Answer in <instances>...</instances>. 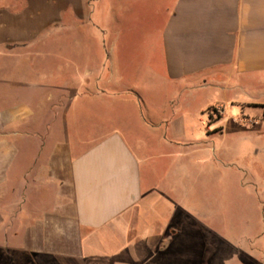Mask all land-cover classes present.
<instances>
[{
	"label": "crops",
	"instance_id": "crops-1",
	"mask_svg": "<svg viewBox=\"0 0 264 264\" xmlns=\"http://www.w3.org/2000/svg\"><path fill=\"white\" fill-rule=\"evenodd\" d=\"M159 2L0 0V163L14 179L3 178L0 187L21 194L2 210L10 218L11 208L33 209L36 242L52 208L40 199L52 191L47 196L30 188L25 205V180L57 185L65 176L76 224L86 230L74 252L49 251V264H176L186 243L196 252L202 242L210 264L237 258L264 264V0ZM139 12H162L163 23L132 59L117 47L122 18ZM153 83L159 90H150ZM214 86L232 93L230 105L240 103L242 111L259 116L235 119L242 127L230 151L247 145L252 154L242 164L219 155L206 139L177 136L202 123L200 107L191 103ZM121 103L129 107V128L117 113ZM105 123L113 126L96 136L79 132L98 125L104 130ZM13 136L18 147H33L22 164H12L18 157L9 152ZM75 143L82 148L74 153ZM154 144L188 148L194 190L206 202L182 206L187 221L177 200L186 176L181 148H173L172 165L163 172L167 184L159 191L156 157L148 150ZM61 146L65 158L57 155ZM169 156H157L163 167ZM18 226L17 234L4 236L26 251L27 223Z\"/></svg>",
	"mask_w": 264,
	"mask_h": 264
},
{
	"label": "rangeland",
	"instance_id": "rangeland-1",
	"mask_svg": "<svg viewBox=\"0 0 264 264\" xmlns=\"http://www.w3.org/2000/svg\"><path fill=\"white\" fill-rule=\"evenodd\" d=\"M154 3L161 6V3L159 0H154ZM138 15V16H137ZM137 15H133L131 17H123L122 18V27H123V34L121 36V41L119 43V46L117 47L123 55L128 56V58L132 59H139L140 58V52H141V46L147 41V35L153 33L154 36L158 35L161 25L163 23V17L162 12H154L152 17H145L143 12L137 13ZM126 29V30H125ZM156 66L155 70H158L160 68L159 66V59L156 60ZM123 70L128 69L130 70L129 66H123L121 67ZM140 70V67H135ZM142 69V68H141ZM156 73V71H155ZM155 80V79H154ZM156 82V80L154 81ZM154 85L156 83H153ZM150 90H153L154 92L159 90V88L155 85ZM1 93V92H0ZM232 97V93H227L226 90L217 87H210L205 90H201V94L198 95V97L192 101L191 106L193 107H200L201 112L200 114L196 115V118L200 117L202 119V123H198L196 121V124L194 126V129L192 130H178L176 131L177 136L180 138H183L184 133H192L196 139H199V137L202 139V144H204L203 139H206V144L213 145L218 147L219 155H223L225 158L232 155V157H236V161L239 162V164H242L243 161H247L250 158H252V154L249 151L250 147H240V151L238 152H232L230 151L229 145L235 141V139L240 135L239 131L242 126L238 125L237 118H259L257 112L251 113L242 111V107L240 103H233L232 105L229 104V100ZM154 102H157L156 97L153 98ZM1 105V104H0ZM129 108L128 106L122 105V103L118 107L117 113L122 114V117H126V122L124 124H121V126H125L129 128V114L127 113ZM192 108V107H191ZM126 113V114H125ZM200 115V116H199ZM224 117L222 121L218 120L219 118ZM32 117H28L26 120H30ZM93 119V120H92ZM92 122L95 121L96 118H91ZM123 122V121H121ZM97 125V124H96ZM105 129L103 130L102 127L99 125L96 127L85 128L80 130V134H87L90 136H96L100 134L101 132L107 131L110 126L112 127L113 124L111 123H105ZM103 125V126H104ZM221 126V127H220ZM221 128V129H219ZM240 128V129H239ZM246 129H249L248 126H246ZM211 131V132H210ZM1 132V130H0ZM129 133L126 132L127 139L129 140ZM17 136V135H16ZM16 136H13L10 138L11 143L14 142L16 139ZM51 140H49V145L47 148L50 150L52 148V145H50V142L54 143V140H52V137H49ZM211 139V140H210ZM212 141V142H209ZM51 143V144H52ZM200 145V143H199ZM73 152H79L82 148L81 145L78 143H75L72 145ZM212 146V147H213ZM177 146L174 144H171L170 146L165 147H159L156 144L150 145L148 150H150V153L152 156L156 157V159L153 160V164L156 167V174L154 177V183L156 184L157 190H161L162 186H164V183L167 184V180L164 179V171L168 170L170 166L172 165L173 159H174V151L173 148H176ZM181 148V157L180 160L182 161L183 165L185 166L186 170V176L184 179L181 180V183L183 184L182 191L179 193L177 200L179 201V206L181 211V215L185 216V221H187L188 215L183 214V207H190L192 203L194 204L195 200H197V205H199V201L202 203H205L203 195L199 194V190L196 188L194 190V178H193V168L190 167V154L188 151V148L186 147H177ZM245 148V149H244ZM256 148V147H255ZM11 153L16 154L18 157L12 162V164H22V162L25 161V159L32 153L33 147L29 146H23L18 147L16 144L11 145L10 147ZM9 149V150H10ZM164 151L169 153V157L164 162V167L162 163V159H157V156L164 153ZM232 152V153H231ZM251 154V155H250ZM59 157H66L67 156V147H59L58 153ZM25 156V157H24ZM22 157V158H21ZM205 161H208L209 159H205V157H202ZM18 160V161H17ZM235 161V162H236ZM1 162V161H0ZM204 161L202 160V163ZM209 162V161H208ZM226 161H224V164ZM3 163H0V182L4 180L3 178H9V181L12 178L13 175H11L12 171H8L4 166L2 167ZM5 165V164H4ZM226 165V164H225ZM240 166V165H238ZM163 167V168H162ZM202 168V180H205V177L208 175V173H205L204 167L201 165ZM236 169V167H234ZM225 169V168H224ZM17 172V171H16ZM66 169L59 172V174H66ZM208 177V176H207ZM68 178L65 176L59 177V181L57 185H50L48 183V180L39 179V178H31L28 177L25 180L24 186L26 187V193L25 198L26 200L25 205L28 203V199L26 198V194H28V190L32 191L34 189H38V191H43L48 196L49 192L52 191V197H47L45 200L40 199L41 201H46L47 203L45 205H52L51 210H49L47 213L48 215L44 219V224H46L47 228L40 233L38 236V240L35 242L34 235H33V214L34 210H18L17 208H11L9 213L12 215L10 218L7 215H4L7 212H3V205L6 201L11 200L13 204H17V202L20 200L21 194H18L17 187L13 189L14 194L7 193L4 189L0 187V264H49L52 261L48 259L50 257L49 251H70L74 252L76 247L79 244V238L85 234L86 230L80 228L75 221L74 218V211L72 207V201H71V192H70V185L68 183ZM31 188V189H30ZM168 191V189H167ZM43 193V192H42ZM56 193V194H55ZM34 200V194H31L30 201L33 202ZM23 203L21 204L20 208L23 207ZM16 207V206H15ZM191 215H192V211ZM27 213V215H26ZM188 213V212H186ZM25 214V215H24ZM190 215V213H188ZM20 215V217H19ZM24 215V216H23ZM19 221L21 223H27L26 226V233H27V241L25 243L26 245V251L22 250L21 247L19 249V246L23 243L15 241L10 242L8 237L4 236V234H9L10 232L13 234L18 233V223ZM9 224V226H7ZM21 226V225H20ZM23 226V225H22ZM186 227H183V229ZM208 238V235H205V239ZM204 242H202V248L199 250L197 247L196 252L194 251V247H189V243L185 244L184 250L182 252V255L180 257L179 263L176 264H210L209 259L207 258L208 255L206 253L207 249L204 247ZM110 245L112 243L110 242ZM41 250L47 251L42 252ZM202 255V259H200V256ZM246 259L243 258H237L228 261V264H245ZM223 264H226V261L223 262ZM262 264V263H260Z\"/></svg>",
	"mask_w": 264,
	"mask_h": 264
},
{
	"label": "trees",
	"instance_id": "trees-1",
	"mask_svg": "<svg viewBox=\"0 0 264 264\" xmlns=\"http://www.w3.org/2000/svg\"><path fill=\"white\" fill-rule=\"evenodd\" d=\"M262 107H264V105Z\"/></svg>",
	"mask_w": 264,
	"mask_h": 264
}]
</instances>
